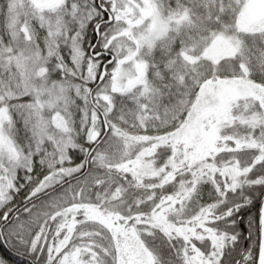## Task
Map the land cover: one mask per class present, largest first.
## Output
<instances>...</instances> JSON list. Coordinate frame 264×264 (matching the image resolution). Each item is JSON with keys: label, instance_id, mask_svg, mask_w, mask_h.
<instances>
[{"label": "snow or ice", "instance_id": "6c2138e0", "mask_svg": "<svg viewBox=\"0 0 264 264\" xmlns=\"http://www.w3.org/2000/svg\"><path fill=\"white\" fill-rule=\"evenodd\" d=\"M0 264H264V0H0Z\"/></svg>", "mask_w": 264, "mask_h": 264}]
</instances>
